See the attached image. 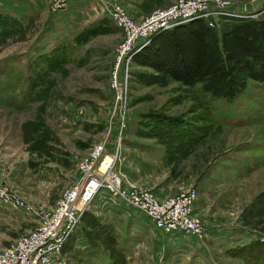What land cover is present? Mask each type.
<instances>
[{"label": "rangeland", "instance_id": "1", "mask_svg": "<svg viewBox=\"0 0 264 264\" xmlns=\"http://www.w3.org/2000/svg\"><path fill=\"white\" fill-rule=\"evenodd\" d=\"M51 1L0 0V250L80 180L78 162L102 143L128 186L192 193L202 229L171 245L141 212L94 200L62 264H264V85L247 79L228 101L200 82L140 83L135 72L149 69L132 63L122 125L110 80L123 35L104 1L141 18L175 0ZM230 2L264 18V0Z\"/></svg>", "mask_w": 264, "mask_h": 264}, {"label": "built area", "instance_id": "2", "mask_svg": "<svg viewBox=\"0 0 264 264\" xmlns=\"http://www.w3.org/2000/svg\"><path fill=\"white\" fill-rule=\"evenodd\" d=\"M66 1L52 0L51 8H62ZM103 5L123 35L117 46L110 80L122 125L125 124L127 107L125 82L130 75L132 55L140 45L155 33L194 18H203L208 26L214 27L217 20L224 17L244 16L231 11L230 0H175L172 5L157 8L141 18H134L120 3L104 1ZM104 152L102 143L92 146L78 162L80 180L65 188L53 206L40 212L33 229L20 235L12 246L0 250V264H62L61 248L94 200L97 207H128L141 212L155 229L165 235L200 232L202 227L192 212V193L167 198L145 188L128 186L114 167L118 151Z\"/></svg>", "mask_w": 264, "mask_h": 264}, {"label": "trees", "instance_id": "3", "mask_svg": "<svg viewBox=\"0 0 264 264\" xmlns=\"http://www.w3.org/2000/svg\"><path fill=\"white\" fill-rule=\"evenodd\" d=\"M132 63L151 70L135 72L140 83L200 82L213 97L231 101L247 79L264 85V18L228 16L214 27L194 18L152 35L134 51Z\"/></svg>", "mask_w": 264, "mask_h": 264}, {"label": "crops", "instance_id": "4", "mask_svg": "<svg viewBox=\"0 0 264 264\" xmlns=\"http://www.w3.org/2000/svg\"><path fill=\"white\" fill-rule=\"evenodd\" d=\"M145 71V70H144ZM148 71H151L150 69ZM108 210H111V208L109 207ZM134 218H139L138 216H133ZM145 217V216H144ZM144 224H149L151 223L149 220L147 222L143 221ZM151 225V224H149ZM168 237V240L171 242V245H174V244H180L181 242H183L184 238H182L181 236L183 235H178V236H170V235H165Z\"/></svg>", "mask_w": 264, "mask_h": 264}]
</instances>
